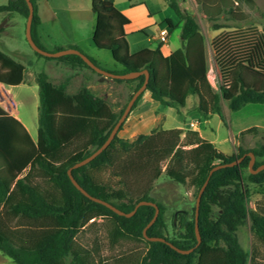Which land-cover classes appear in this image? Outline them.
<instances>
[{
    "label": "trees",
    "instance_id": "1",
    "mask_svg": "<svg viewBox=\"0 0 264 264\" xmlns=\"http://www.w3.org/2000/svg\"><path fill=\"white\" fill-rule=\"evenodd\" d=\"M31 1L34 6L32 35L35 42L46 49L38 33L39 0ZM130 1L137 3V0ZM165 1L181 25L182 46L170 55H165L159 46L131 52L126 32L130 18L116 6L115 0H92L93 43L99 49L108 50L120 64L110 71L147 70L146 90L150 91L152 99L179 112L189 96H196L197 104L191 110L205 118L214 113L223 116L222 100L232 111L247 104L264 105V27L235 26L212 40L220 74L218 87H215L208 75V43L196 18L182 10L177 0ZM204 2L202 0V7ZM219 2L221 5L216 7V12L209 13L213 29L230 27L216 19L222 14L234 16V3H252L253 0ZM0 11L19 12L27 18L29 5L27 0H8L0 5ZM165 22L171 28L176 27L170 18ZM69 47L84 52L78 46ZM63 48L59 45L52 51ZM35 53L74 69L88 68L102 75L78 54L50 57ZM88 56L100 66L96 59ZM26 76L27 66L0 49V82L19 85L25 82ZM35 78L39 86L36 140L19 119L0 106V250L16 264H93V254L99 251V244L89 248L77 237L83 227L98 218L109 221L108 236L112 244L132 240L145 242L147 246L144 253L121 254L101 264H262L257 249H253L250 256L243 248L237 231L250 217L255 236L264 243V168L258 172H251L249 168L250 152L262 158L254 162L253 169L264 163V143L252 148L239 147L238 152L229 154L202 137L198 130L155 127L150 133H140L133 138L117 133L100 154L75 167L106 141L127 103L116 111L110 101L96 95L86 85L74 93L69 92V78L55 83L44 70L37 72ZM109 78L126 83L135 92L146 75ZM244 132L256 133L258 126ZM243 155L239 163L216 169L205 186L198 215L200 243L195 230V208L193 218L183 223L184 230L171 236L164 216L165 207L150 195L154 181L165 173L177 182L194 187L198 193L215 165L230 163ZM71 167L73 176L91 195L126 213L141 200L156 202L160 212L148 227L147 235L164 237L178 248L193 250L182 253L167 242L147 239L143 230L155 214L153 205H140L130 216L119 214L79 190L68 174ZM107 170L110 176L105 179L103 174ZM250 183L263 196L254 209L248 206ZM214 206L219 209L217 217Z\"/></svg>",
    "mask_w": 264,
    "mask_h": 264
},
{
    "label": "rangeland",
    "instance_id": "2",
    "mask_svg": "<svg viewBox=\"0 0 264 264\" xmlns=\"http://www.w3.org/2000/svg\"><path fill=\"white\" fill-rule=\"evenodd\" d=\"M41 1V0H40ZM38 1V7L39 2ZM160 9L163 12L157 16H165L166 13L173 15V10L167 5H163L162 0H156ZM182 10H187L196 18L200 31L205 35L208 43V60L211 56V66L208 72L209 78L215 87H218L217 80L220 78L219 69L214 60L212 50L211 35L212 21L209 18V13L216 12V7L221 5L219 0H205L202 7V0H177ZM8 0H0V5L7 3ZM51 6H57L61 12L58 19L47 24V29L51 32V36L42 41L46 50L52 51L54 44L68 43L74 39L85 53L92 56L100 66L104 69H116L120 64L112 59V55L108 50L99 49L92 42V26L95 25V13L92 8V0H49ZM117 5L122 4V0H116ZM235 15L222 14L216 19L219 23L229 24L230 27H225L223 31L231 30L235 26H248L254 24L260 29L264 27V0H253L252 3H234ZM174 16V15H173ZM26 21L24 15L19 12H2L0 11V49L10 53L13 57L22 61L27 66L26 81L17 87H13L17 107L20 110L21 116L28 123V126L33 134H35L38 124V106H39V86L33 81V74L45 70L49 75H53L55 71L63 77L72 73L69 65L63 64L55 59H47L35 53V50L29 44L26 37ZM222 30V29H220ZM150 33L156 32L154 27L148 28ZM221 31V32H223ZM220 32V33H221ZM179 31L176 29L172 32L173 40L179 41L177 37ZM219 33V34H220ZM136 38H145V44L155 43L147 41V36L144 33L138 35H130L131 50H135L137 45L133 42ZM144 42L140 45H145ZM92 72V71H90ZM70 73V74H69ZM94 73V72H93ZM95 76H102L94 73ZM115 82V81H112ZM117 89L112 93V97L107 99L114 105V109L119 111L120 108L128 102L129 95L133 91L126 83H117ZM145 93V92H144ZM144 97V96H142ZM190 103L188 108H181L178 112L173 107H163L168 113V119L165 125H172L173 118L183 121L189 118L186 113L194 104L197 97ZM197 114L193 116L198 117ZM222 115L214 114L210 121H206L201 114V127L208 139H214L216 146L222 151L232 154L239 151V147L252 148L259 143H264V105L247 104L238 111L229 109L227 102L222 100ZM174 116V117H173ZM128 119V118H127ZM124 121L123 125L126 123ZM176 120V119H175ZM161 119L157 121L156 127L160 125ZM258 126V132L245 133L241 128H249ZM123 128V126H122ZM121 134V130L118 131ZM262 160L261 157H256L255 161ZM248 175V168L244 170V176ZM103 178L107 179L110 176L108 170L103 174ZM251 194L248 200L250 209H254L257 201L262 199V194L257 192V187L249 184ZM150 195L156 202L161 203L165 207L164 216L167 221L169 234L180 233L184 230L183 223L191 220L196 206L197 191L189 184H183L175 181L163 173L153 183ZM219 209L214 206V216L217 217ZM174 221V224L173 222ZM109 221L107 219L98 218L92 224L82 228L78 234V241L89 248H96L99 244V251L93 254L92 263L101 264V261L110 262L114 256L127 253H144L147 249L145 242L132 240H120L112 244L108 236ZM239 241L243 248L252 255L253 249H257L258 256L262 264H264V243L257 239L254 234L251 218L248 217L237 231ZM0 264H16L12 258L7 256L0 250ZM110 264V263H108Z\"/></svg>",
    "mask_w": 264,
    "mask_h": 264
},
{
    "label": "crops",
    "instance_id": "3",
    "mask_svg": "<svg viewBox=\"0 0 264 264\" xmlns=\"http://www.w3.org/2000/svg\"><path fill=\"white\" fill-rule=\"evenodd\" d=\"M48 1L49 0H41L39 2V7H38V13L41 19V23L38 28V33H39L41 41H45L46 38L51 36V32L47 29V24L54 22L56 19H58L59 14H61L59 8L57 6H51V4ZM162 1H163V5L169 6L165 0H162ZM156 2H157L156 0H137L136 4H132L130 0H122V4L117 5L116 0H115L116 6L130 18V23L126 26V32L128 33V41L130 40L129 39L130 35L131 36L138 35L139 33H144L147 36L148 42H152V40H155V43L153 44L148 43L147 45L145 44L146 42L145 38L144 39L136 38V40H133V42L137 45L135 50H131V43L129 41L131 52H135L144 47L155 48L159 46L165 55H170L175 50H177L179 47L182 46L181 25L179 23V18L177 17L175 12H173L174 16L169 13H166V15L163 17L157 16V14L159 15V13L163 12V10L160 9V7L158 6ZM167 18H170L171 22L175 24L176 27L171 28L169 24L165 22ZM150 27H154L156 32L150 33L148 31V28ZM165 27L168 28L169 34H168L167 41L162 42L159 37L160 35L159 32L161 28H165ZM92 28H94V26H92ZM224 28L225 27H221L219 29L212 28L214 32L211 35L212 39L216 35H218L221 31H223ZM176 29L179 31L177 35V37H179L180 39L179 41L173 40L174 37H172V32ZM141 30H145V31H141ZM92 34H93V31H92ZM206 39L208 40L207 37ZM92 42H93V39H92ZM143 42L145 45H140ZM65 44L66 45L64 46L63 43L61 44L58 43V44H54V46L56 47V46L61 45V46H64V48H69L70 45H73V46L79 47V45L74 41V39H72V41L65 43ZM8 54L11 55L10 53ZM112 59L114 60L113 57ZM210 59H211V56L209 57V66H211ZM70 70H72V73L71 74L69 73L70 75L66 77H63V75L60 76V74L57 73V71H55L53 75H49V76L55 83H60L64 81L65 79L69 78L70 81L68 84V90L71 93L76 92L82 85H86L96 95L102 96L105 99H110L112 97V93L114 92V90L117 89V85L115 84V82H112L113 81L112 79L104 75L95 76L94 73L90 72L91 70L88 68H78V69L70 68ZM108 70H112V69H108ZM36 73L33 74L32 82L33 81L36 82V78H35ZM19 85H6L0 82V106L4 108L9 114L19 119L23 123V125L26 127L31 137L34 140H36L38 136V124L33 125L36 127L35 134H33L28 126V123H26V121L23 119V117L21 116L20 110L17 107V100L15 99V93L13 91V87H17ZM143 96L144 97H142L139 100L137 106L133 110H131L126 123L123 125V128L121 129V134H119L121 137L133 138L140 133H146V134L150 133L152 129L156 127L157 121L161 119L160 125L158 128L170 129V128L179 127V128H184L185 130L194 129V130H198L202 137L208 139L201 127L202 123H201L199 113L195 111L194 109L191 110V108H195L197 102L188 111L186 110L184 112L187 114V116H189V118L187 119L184 118L183 121L177 120V118H173L174 122L172 123V125H165L168 119V113L165 109H163V107H167V106L152 99L151 93L148 90L145 91ZM190 97L191 96H189L187 99V104L185 108H188L192 100H194V97L192 99H190ZM193 114H197L198 117L193 116ZM214 114H217V113H214ZM214 114H211L207 118H205L204 116L202 117H204L205 120L209 122L211 117ZM245 129L247 128H241L238 130L237 133H240L242 130H245ZM208 140L214 142L216 145V142L214 141V139H208Z\"/></svg>",
    "mask_w": 264,
    "mask_h": 264
},
{
    "label": "water",
    "instance_id": "4",
    "mask_svg": "<svg viewBox=\"0 0 264 264\" xmlns=\"http://www.w3.org/2000/svg\"><path fill=\"white\" fill-rule=\"evenodd\" d=\"M28 2V5H29V15L27 17V21H26V37H27V40L29 42V44L31 45V47L45 55V56H50V57H58V56H62V55H65V54H78L80 55L84 60L85 62H87V64L89 66H91L94 70H96L98 73L106 76V77H112V78H122V79H128V78H134V77H137L138 75L142 74V73H145L146 75V78H145V81L143 82V84L135 91L133 92L131 98L128 100L122 114L120 115V117L118 118L117 122L115 123V125L113 126L108 138L106 139V141L100 146L98 147L92 154H90L88 157H86L85 159L77 162L74 166H80V165H83L87 162H89L90 160H92L93 158H95L98 154H100L108 145L109 143L114 139V137L117 135L121 125L124 123V121L128 118L131 110H132V107L134 105V103L136 102L137 98L146 90L147 88V83H148V79H149V72L147 70H143V71H134V72H128V73H115V72H112L110 70H107V69H104L102 68L101 66L97 65L93 60H91V58L85 54L84 52H82L80 49L78 48H75V47H69V48H63V49H59V50H56V51H49V50H46V49H43L41 48L34 40L33 38V35H32V21H33V16H34V6H33V3L31 0H27ZM1 28V27H0ZM250 156H251V159H250V162H249V168L251 170V172H258L259 170L263 169L264 168V163L259 165L256 169H253V165H254V162H255V155L253 152H250L249 153ZM245 155L239 157L238 159L230 162V163H223V164H218V165H215L209 172V175L205 181V183L203 184V186L201 187V189L199 190L198 192V195H197V198H196V206H195V230H196V234H197V238H198V243H200L201 241V236H200V232H199V227H198V215H199V207H200V201H201V195L205 189V186L207 185V182L211 176V174L218 168L220 167H224V166H227V165H234L236 163H239L243 158H244ZM68 174L72 180V182L75 184V186L81 190L85 195L89 196L91 199L97 201V202H101L105 205H107L108 207L112 208L114 211H116L117 213L119 214H125L127 216H130L132 214L135 213V211L137 210V208L140 206V205H143V204H149V205H153L155 207V214L153 216V218L151 219V221L147 224V226L144 228L143 232H144V235L147 239L149 240H152V241H155V240H159V241H164V242H167L169 243L171 246H173L174 248H176L178 251L182 252V253H188L190 251L193 250V248H190V249H181V248H178L177 246H175L173 243H171L170 241H168L166 238L164 237H159V236H148L147 235V229L149 226H151V224H153V222L156 220V218L158 217V214L160 212V209L158 207V204L152 200H141L139 201L135 208L129 212V213H126L124 212L123 210L117 208L115 205H113L112 203L102 199V198H99V197H96V196H93L91 195L83 186L80 185V183L76 180V178L73 176L72 174V167L69 168L68 170Z\"/></svg>",
    "mask_w": 264,
    "mask_h": 264
},
{
    "label": "built area",
    "instance_id": "5",
    "mask_svg": "<svg viewBox=\"0 0 264 264\" xmlns=\"http://www.w3.org/2000/svg\"><path fill=\"white\" fill-rule=\"evenodd\" d=\"M159 37H160V40L162 41V42H165V41H167V38H168V34H169V30H168V28H161L160 29V32H159Z\"/></svg>",
    "mask_w": 264,
    "mask_h": 264
}]
</instances>
